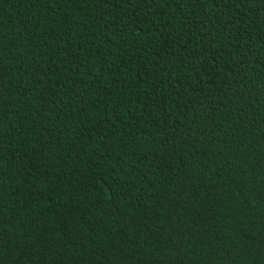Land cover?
<instances>
[{
	"label": "trees",
	"instance_id": "obj_1",
	"mask_svg": "<svg viewBox=\"0 0 264 264\" xmlns=\"http://www.w3.org/2000/svg\"><path fill=\"white\" fill-rule=\"evenodd\" d=\"M0 264H264V0H0Z\"/></svg>",
	"mask_w": 264,
	"mask_h": 264
}]
</instances>
